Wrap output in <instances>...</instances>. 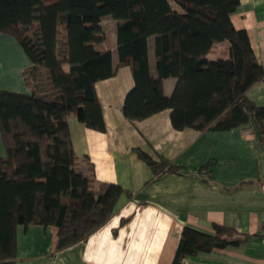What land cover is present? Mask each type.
I'll use <instances>...</instances> for the list:
<instances>
[{
  "label": "trees",
  "instance_id": "16d2710c",
  "mask_svg": "<svg viewBox=\"0 0 264 264\" xmlns=\"http://www.w3.org/2000/svg\"><path fill=\"white\" fill-rule=\"evenodd\" d=\"M176 3L180 11L173 7ZM240 0H0V31L18 38L33 65L25 71L31 93L0 88V127L6 155L0 158V264L16 259L18 224L58 226L57 248L86 239L111 217L126 190L115 183L96 187L93 172L79 166L68 118L104 131L98 80L115 73L112 50L95 43L106 38L101 20H117L120 64L135 79L124 114L131 120L171 109L176 129L226 130L252 121L264 146V105L247 96L264 81L250 36L234 26ZM155 37L157 75L150 73L149 37ZM230 56L211 60L219 41ZM69 64L65 70L64 64ZM175 76L173 94L163 81ZM155 171L171 169L137 149ZM93 170V168H91ZM250 237L230 226L214 232L184 226L173 264L188 255L238 245Z\"/></svg>",
  "mask_w": 264,
  "mask_h": 264
},
{
  "label": "crops",
  "instance_id": "0c3cea01",
  "mask_svg": "<svg viewBox=\"0 0 264 264\" xmlns=\"http://www.w3.org/2000/svg\"><path fill=\"white\" fill-rule=\"evenodd\" d=\"M180 11V7L173 3ZM234 26L247 30L258 61L264 64V0H240L231 14ZM117 20L105 16L106 38L95 43L112 50L115 73L96 82L106 130L68 118L79 166L93 172L96 187L122 186L111 217L86 239L57 248L58 226L18 224L13 264H173L184 226L214 232V224L233 227L250 237L238 245L188 255L179 264H264V146L252 121L231 129H176L171 109L141 120L123 111L134 87L132 66L120 64ZM230 42H216L211 60L228 58ZM150 73L157 75L155 37H149ZM33 61L16 36L0 31V88L31 93L25 71ZM65 70L69 64H64ZM178 78L164 79L170 97ZM247 96L264 105V81ZM137 149L155 160L165 158L171 169L155 171ZM6 146L0 127V158ZM93 168V170H91Z\"/></svg>",
  "mask_w": 264,
  "mask_h": 264
}]
</instances>
